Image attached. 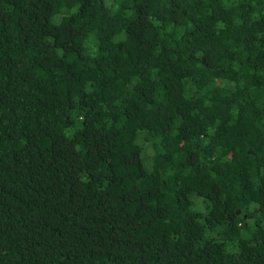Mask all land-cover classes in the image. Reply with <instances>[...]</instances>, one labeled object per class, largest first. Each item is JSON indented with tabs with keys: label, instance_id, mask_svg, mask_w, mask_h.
Returning <instances> with one entry per match:
<instances>
[{
	"label": "trees",
	"instance_id": "1",
	"mask_svg": "<svg viewBox=\"0 0 264 264\" xmlns=\"http://www.w3.org/2000/svg\"><path fill=\"white\" fill-rule=\"evenodd\" d=\"M0 264H264V0H0Z\"/></svg>",
	"mask_w": 264,
	"mask_h": 264
},
{
	"label": "rangeland",
	"instance_id": "2",
	"mask_svg": "<svg viewBox=\"0 0 264 264\" xmlns=\"http://www.w3.org/2000/svg\"><path fill=\"white\" fill-rule=\"evenodd\" d=\"M193 200L196 202V205L194 206V208L196 210H204L205 209L203 203L202 204H197L198 200H200L202 202V199L201 198H198V197L194 196L193 197Z\"/></svg>",
	"mask_w": 264,
	"mask_h": 264
}]
</instances>
